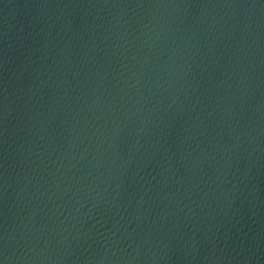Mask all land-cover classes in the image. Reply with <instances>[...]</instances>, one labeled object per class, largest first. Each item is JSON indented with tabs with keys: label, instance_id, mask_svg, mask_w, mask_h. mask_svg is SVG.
Masks as SVG:
<instances>
[{
	"label": "water",
	"instance_id": "95a60500",
	"mask_svg": "<svg viewBox=\"0 0 264 264\" xmlns=\"http://www.w3.org/2000/svg\"><path fill=\"white\" fill-rule=\"evenodd\" d=\"M0 264H264V0H0Z\"/></svg>",
	"mask_w": 264,
	"mask_h": 264
}]
</instances>
